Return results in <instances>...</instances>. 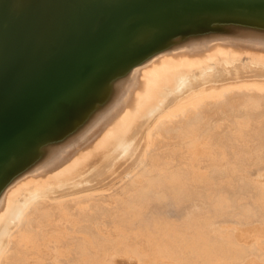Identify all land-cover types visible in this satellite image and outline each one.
Segmentation results:
<instances>
[{"label": "bare ground", "instance_id": "bare-ground-1", "mask_svg": "<svg viewBox=\"0 0 264 264\" xmlns=\"http://www.w3.org/2000/svg\"><path fill=\"white\" fill-rule=\"evenodd\" d=\"M217 2L0 0V264H264V11Z\"/></svg>", "mask_w": 264, "mask_h": 264}, {"label": "rangeland", "instance_id": "rangeland-1", "mask_svg": "<svg viewBox=\"0 0 264 264\" xmlns=\"http://www.w3.org/2000/svg\"><path fill=\"white\" fill-rule=\"evenodd\" d=\"M216 1H218L217 3H223L225 7H228V9H229L228 12L234 13L237 16H239L238 14L247 15L248 10H250L251 8L257 9L259 11H264V7L262 6V3L264 2V0H256L253 2V4L256 3L254 5L247 4L246 0H216ZM213 2H215V0H213ZM253 22H256V20H254ZM130 162H131V159L128 158L125 162L121 163L120 165H118V167L114 168L112 170V173L110 176H108L106 174V176H108L107 178L104 174L101 175V177H99L101 179V181L99 179V182H101V183L107 182L110 177L114 176L115 174L117 175L118 173H120L128 164H130ZM256 172H257V168H255V167H253L250 171L251 175H253V176L256 175ZM178 213H175V212L172 213L171 212L170 214H173L172 216H177ZM226 222L232 223V220L227 219Z\"/></svg>", "mask_w": 264, "mask_h": 264}, {"label": "water", "instance_id": "water-1", "mask_svg": "<svg viewBox=\"0 0 264 264\" xmlns=\"http://www.w3.org/2000/svg\"><path fill=\"white\" fill-rule=\"evenodd\" d=\"M20 124L15 122H5L0 126V148L12 137L13 134L20 131Z\"/></svg>", "mask_w": 264, "mask_h": 264}]
</instances>
